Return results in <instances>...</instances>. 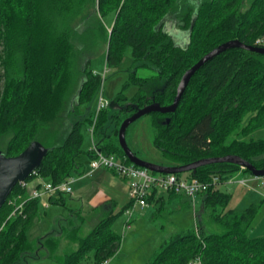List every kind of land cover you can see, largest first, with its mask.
Instances as JSON below:
<instances>
[{"label": "trees", "instance_id": "1", "mask_svg": "<svg viewBox=\"0 0 264 264\" xmlns=\"http://www.w3.org/2000/svg\"><path fill=\"white\" fill-rule=\"evenodd\" d=\"M176 4L177 0H0V149L6 156L17 155L33 140L47 148L27 180L40 175L56 183L82 175V155L88 162L92 157V151L81 146L87 121L94 122V134L99 130V149L124 157L117 141L122 120L148 103L170 104L182 74L201 56L231 39L264 46V0H251L244 11L240 0H203L195 8L187 7L176 13L185 32L181 41L174 37L176 30L168 33L163 28L164 18L177 11ZM108 14L110 25L104 22ZM102 47L107 67L117 66L129 47L131 64L154 67L164 86L151 96L137 95L135 103L111 114L110 132L103 124L107 106L95 121L89 115L63 131L58 127L61 113L79 114L100 86L101 76L89 64L90 56ZM130 78L145 81L135 71ZM151 114L157 128L153 143L173 160L169 165L235 154L264 168V138H247L264 127V54L239 47L220 52L191 76L175 111ZM241 168L217 162L187 173L206 182L216 176L222 185ZM218 186L211 184L199 195L205 224L216 225L218 231L208 232L199 221L195 228L172 234L146 264H187L196 257L200 264H264V236L247 234L258 204L226 208L231 193ZM17 194H26L18 183L0 207V264H14L33 248L26 230L36 216L37 201H27L20 213L12 214L9 200ZM183 203L190 199L184 197ZM115 217L100 220L61 264H100L115 254L121 238L111 229Z\"/></svg>", "mask_w": 264, "mask_h": 264}, {"label": "rangeland", "instance_id": "2", "mask_svg": "<svg viewBox=\"0 0 264 264\" xmlns=\"http://www.w3.org/2000/svg\"><path fill=\"white\" fill-rule=\"evenodd\" d=\"M201 1L203 0H177V11L171 12L163 20L164 30L168 33H173L176 30L173 33L174 37L180 41L184 39L185 32L179 27V19L176 13H180L187 7L195 8ZM240 2L239 8L243 11L249 8L251 4V0H240ZM104 22L106 25H110L112 22V14L106 15ZM130 52L131 49L127 47L122 61L114 67L106 66V48L104 47L90 56L89 66L94 73L101 76L100 86L92 95L91 99L79 108L81 110L79 114L72 115L68 111L62 112L58 119V127H61L65 131L66 126L72 121L83 119L89 115H93V118H95V115L97 117V102L99 96L102 95L103 99L109 102L107 106L108 118H106L103 124L105 129L110 132L113 128L109 117L111 114L118 112L122 106L135 103L137 95L143 94L145 96H151L154 92L162 89L165 81L164 78L155 76L156 70L150 65H140L137 67L132 65ZM131 71H135L138 78H145V81L141 82L140 80L135 81L131 79ZM2 83L0 81V90L2 89ZM123 116L124 114L121 115V117ZM90 126L87 121L82 125L81 129L83 135L81 146L84 151L89 150L93 142L100 136L98 129L95 130V134L93 133L92 136L89 131ZM156 133L157 128L153 123V115L147 113L129 124L126 129L125 139L129 148L139 158L161 165L173 164V160L165 156L154 145L153 138ZM250 137L254 139L264 138V127L253 131L247 138L249 139ZM82 159L86 162L87 168V156L82 155ZM154 174L159 173L154 172ZM187 174V172H182L179 175L187 176ZM246 174L245 178L249 179V177H254L249 172H246ZM258 178L260 181H264V176ZM260 181L255 182V184L249 181V184L255 189L257 185L260 186L262 184ZM220 189L231 193L226 208L242 210L251 205V203L259 204L257 213L251 222L247 234L250 237L264 236V202L262 203L261 201V199L264 201L263 196L259 197L254 191H250L251 188L247 190V186L230 181L222 185L220 184ZM67 198L68 196H66ZM200 199V196H198L197 199H194V201L190 200V203L184 204L182 207H175L172 202L170 204L166 203L161 209H156L153 214L144 218L140 217L135 222L132 220L131 225L134 226L130 231H122L127 218L126 215L123 213L116 215L111 228L121 237L120 247L110 257V260H113L118 253L120 261H113L110 264H146L169 236L180 231L195 228L199 221L203 222V226L208 232L218 231L216 225H213L211 228L205 224L206 215L202 213ZM57 208L59 211L57 219L52 217L53 212L51 209L49 211L42 207L39 209L38 218L26 230L27 240L33 245V248L28 253L22 254L14 264H61L63 257L76 251L79 240L97 223L92 222L95 221L94 217L91 219L87 217V212L86 217H79L78 210L81 208L75 209L61 206H57ZM147 210L153 211L154 204L151 203ZM127 233L134 234V237L125 244L123 249V239ZM48 237L53 239L46 241L45 239ZM120 251H122L121 254H119Z\"/></svg>", "mask_w": 264, "mask_h": 264}, {"label": "built area", "instance_id": "3", "mask_svg": "<svg viewBox=\"0 0 264 264\" xmlns=\"http://www.w3.org/2000/svg\"><path fill=\"white\" fill-rule=\"evenodd\" d=\"M258 43L262 42V39H257ZM109 102L103 99L100 95L97 102V114L98 112L108 106ZM94 121L96 119L93 118ZM91 135L94 132V122L89 127ZM93 136V135H92ZM92 151V157L88 162V172L104 168L110 170L117 174L118 176L124 178L127 181L128 186V196L130 199V205L125 209L126 221L125 228H129L131 225V218L133 216V210L135 206L144 207L147 205V198L152 193L165 192L174 193L187 196L191 201L197 198L203 192H206L210 185L218 186V179L216 176H212L210 181H200L194 177L181 176L177 173H159L154 174V172L148 170L144 167H139L131 162L125 160V156L121 157L115 153H104L101 149L97 147L95 141L90 149ZM243 168V167H242ZM241 168V169H242ZM33 173V172H32ZM257 178V176H254ZM74 181V176H68L65 180L53 183L36 175L30 180L24 179L18 181L20 186L26 188V194H17L13 196L9 202L14 206L12 214L20 213L23 210L24 204L33 199H41L43 196H54L60 193H70L72 191V182ZM227 181H236L241 185H245L248 188H253L249 184L247 178H235L233 175L230 176ZM226 181V182H227ZM32 182H36L30 188ZM47 205V202H45ZM107 260H103L100 264H106ZM187 264H200L198 257L194 258Z\"/></svg>", "mask_w": 264, "mask_h": 264}, {"label": "water", "instance_id": "4", "mask_svg": "<svg viewBox=\"0 0 264 264\" xmlns=\"http://www.w3.org/2000/svg\"><path fill=\"white\" fill-rule=\"evenodd\" d=\"M244 48L264 54V46L247 45L239 39L224 41L210 51L201 56L192 66L182 74L177 87L173 101L168 105H161L158 102H151L137 108L132 114L125 117L119 125L117 138L118 144L123 150L125 157L129 162L147 168L157 173H182L191 171L199 166L217 163L230 162L246 168L253 176H264V168H256L250 162L235 154H226L223 156L205 157L181 165H161L139 158L127 145L125 139L126 129L129 124L144 114L151 112L169 113L175 111L178 102L188 84L189 79L206 61L215 55L229 48ZM167 118V122H168ZM47 148L38 140L31 141L20 153L13 156H6L0 149V207L5 202L14 185L21 180L26 179L40 165Z\"/></svg>", "mask_w": 264, "mask_h": 264}, {"label": "crops", "instance_id": "5", "mask_svg": "<svg viewBox=\"0 0 264 264\" xmlns=\"http://www.w3.org/2000/svg\"><path fill=\"white\" fill-rule=\"evenodd\" d=\"M87 170H88V167L86 168L85 172L80 176L73 175L74 181L72 182L73 186L71 184L72 191L70 193H60V194H56L51 197L43 196L41 199L36 200L37 201V212H36V216L34 217L32 223L34 222L36 218H38L39 212H40L39 209H41V207L47 209L48 211L51 209V211L53 212L52 217L54 219H57L59 216V211H58L57 206L72 207L75 209L81 208L80 210H78L79 217L81 218L86 217V212H87V217H90V219L94 217L95 221H92V222H97V223L109 215H119L122 213L125 214V209L128 208L130 205L127 181L124 178L115 174L114 172L104 169V168L95 169L91 171L90 173ZM246 175L247 174L246 172L243 171V169H240L239 171L233 174L235 178H241V177L245 178ZM248 180L254 184L255 182L260 181L258 176L257 178L249 177ZM230 182L239 184L236 181H230ZM35 183L36 182L34 183L32 182V184L30 185V188ZM260 183H262L260 186L257 185L255 189L252 188L250 191H254L256 194H258L259 197L263 196L264 198V195H262L264 194V181L261 180ZM218 187H220V185ZM249 189L250 188H248L247 190ZM152 194H153V197L152 199L148 200V203L146 206L144 207L135 206L134 207L133 216H132L131 221L134 220L135 222V221H138L140 217L144 218L146 216L153 214L156 209H161L166 203L170 204L172 202L175 207L176 206L182 207V205H184L183 203L184 197H186L180 194L174 195V194H169L165 192H161V194H159V192L152 193ZM66 196H68L67 199H66ZM261 201L262 203L264 202L263 199H261ZM45 202H47V205L45 204ZM151 203L154 204V210L148 211L147 209L149 208ZM52 205H56V206H52ZM133 226L134 225H130L129 228H125V223H124L122 231L123 230L130 231L132 230ZM133 235L134 234L127 233L124 236L123 246H122L123 249L125 247V244H127L128 241L132 237H134ZM52 239L53 238L48 237L45 240L50 241ZM121 252L122 251H120L119 254H121ZM117 260L120 261L118 253L117 255H115V258L113 260H110V257H109L106 264H110L111 262L117 261Z\"/></svg>", "mask_w": 264, "mask_h": 264}]
</instances>
